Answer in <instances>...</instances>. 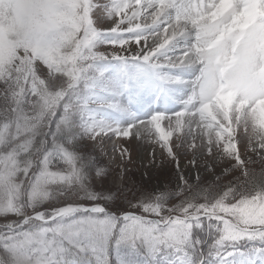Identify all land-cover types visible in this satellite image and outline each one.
<instances>
[{
  "label": "snow or ice",
  "instance_id": "snow-or-ice-1",
  "mask_svg": "<svg viewBox=\"0 0 264 264\" xmlns=\"http://www.w3.org/2000/svg\"><path fill=\"white\" fill-rule=\"evenodd\" d=\"M124 33L144 44L129 55ZM241 128L264 150V0H0V264H264V169L241 158ZM111 136L158 137L177 168L186 142L222 147L240 178L181 175L178 204L160 192L118 215L88 148Z\"/></svg>",
  "mask_w": 264,
  "mask_h": 264
},
{
  "label": "rangeland",
  "instance_id": "rangeland-1",
  "mask_svg": "<svg viewBox=\"0 0 264 264\" xmlns=\"http://www.w3.org/2000/svg\"><path fill=\"white\" fill-rule=\"evenodd\" d=\"M134 4V0H130ZM129 10V15L131 14ZM133 23H142V21L134 20ZM101 28H108L111 26V21L104 19L99 25ZM127 26V25H124ZM124 38L128 40L125 48L129 49V55L139 50L144 44L137 45L135 40L127 33H124ZM149 36L147 43L152 45L154 40L162 39ZM179 39V37L177 38ZM186 45L180 43L169 54L173 58L180 57L183 51L186 50ZM99 51L111 53L114 50L112 45H101ZM115 50L119 51V45L115 46ZM122 55L124 53H121ZM199 73L185 74L188 80H194L195 76ZM170 109L167 117L161 121V127L165 131L169 129V120L172 125H175L176 117L170 116L174 111H181L182 106L179 103H169ZM182 119H188L185 115ZM135 131V129H133ZM200 130L195 129L193 135L197 137V144L200 143L199 139ZM112 143L107 140V137L102 138V143L93 147L91 142H88L89 151H92L96 156L98 163L105 168L108 175L106 179H96L94 181V190L97 192H104L106 195L109 190L112 193L118 194V199L109 201L106 205L109 211L116 214H122L124 211H132L137 215H148L143 213L142 210L133 207L139 200L149 195H155L160 192L172 193V199L169 206L178 204L180 198L175 195L182 187L180 176L183 175L191 185L195 186L199 183L202 187L223 188L225 185L232 183L234 180L240 178V169L235 166V161L223 153L222 147L220 149H213L211 156L207 154L206 149H198L195 156L193 152L187 148V142L184 147L174 149L176 151L179 161V168L176 162L172 161L167 154L161 149L157 143L158 137L142 136L141 138L132 137H115L111 136ZM236 142L238 144L241 158L248 163L250 169L259 173L264 169V150L260 149L256 141H252L250 150L249 138L243 129H239L235 133ZM191 137H188L190 141ZM175 143H179L176 134L171 137ZM109 141V142H108ZM111 143V144H110ZM127 149L131 154V161L128 162L125 157L120 155L123 149ZM153 152L155 153V160L153 162ZM195 160V163L192 161ZM236 176V178H235ZM197 177L199 179L197 180ZM219 178V179H217ZM85 203H90L85 201ZM151 218V217H149ZM8 219H15L9 217ZM4 217H0V225L6 223ZM205 241H210L212 237L207 238V229L201 233ZM207 251V244L205 245Z\"/></svg>",
  "mask_w": 264,
  "mask_h": 264
},
{
  "label": "trees",
  "instance_id": "trees-1",
  "mask_svg": "<svg viewBox=\"0 0 264 264\" xmlns=\"http://www.w3.org/2000/svg\"><path fill=\"white\" fill-rule=\"evenodd\" d=\"M235 178H236V176H235ZM236 180H234L232 183H234Z\"/></svg>",
  "mask_w": 264,
  "mask_h": 264
}]
</instances>
